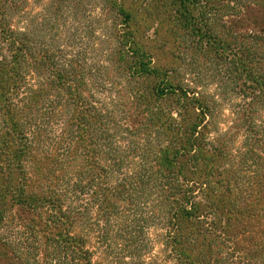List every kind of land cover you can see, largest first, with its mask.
<instances>
[{
    "label": "trees",
    "instance_id": "trees-1",
    "mask_svg": "<svg viewBox=\"0 0 264 264\" xmlns=\"http://www.w3.org/2000/svg\"><path fill=\"white\" fill-rule=\"evenodd\" d=\"M0 264H264V0H0Z\"/></svg>",
    "mask_w": 264,
    "mask_h": 264
},
{
    "label": "rangeland",
    "instance_id": "rangeland-1",
    "mask_svg": "<svg viewBox=\"0 0 264 264\" xmlns=\"http://www.w3.org/2000/svg\"><path fill=\"white\" fill-rule=\"evenodd\" d=\"M126 1L129 4V1H132V0H126ZM144 1L145 0H138V6H141L144 3ZM45 2H47V0H45ZM39 10H40V6L38 5L36 8V12L37 11L39 12ZM119 20L121 21V18ZM223 20H227V19L223 18ZM158 25H159L158 22L153 20V24L151 23V27L152 26L153 27L149 29V31L150 32L151 30L153 31L155 28L158 27ZM149 28H150V25H149ZM162 32L163 31H161V28H160V32L158 31V33L161 34ZM158 41H159V38H158ZM179 41H182V40L180 39ZM184 41H185V46L182 49H178L175 51L176 57H180L182 60L178 61L177 65H173L175 67H180L181 80H183L182 76L184 75H187V78H189L188 76L193 77L192 76L193 72L197 70L199 72V69H197L198 67H200L201 75L208 76V77H210V75L214 76L215 75L214 71L209 70V68L211 67V63L207 61L205 58H203L201 55H196L194 51H192L191 49L189 50L184 49L186 48V46L190 45L187 40H184ZM160 60L163 63V58ZM164 62L173 64L172 63L173 61L171 62L165 57H164ZM209 90H212V91L216 90V85L214 84ZM225 113L228 114L227 111Z\"/></svg>",
    "mask_w": 264,
    "mask_h": 264
}]
</instances>
